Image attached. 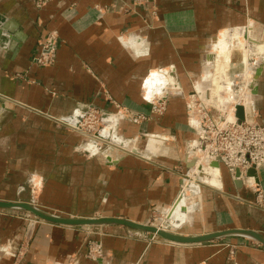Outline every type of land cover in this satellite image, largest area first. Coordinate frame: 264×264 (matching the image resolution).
<instances>
[{"label":"crops","instance_id":"1","mask_svg":"<svg viewBox=\"0 0 264 264\" xmlns=\"http://www.w3.org/2000/svg\"><path fill=\"white\" fill-rule=\"evenodd\" d=\"M136 1L52 0L37 9L33 0H0V201L141 224L174 206L197 137L187 98L201 85L218 38L233 40L225 31L246 28L260 45L251 115L264 126V0H150L148 10ZM50 32L60 43L54 63L40 67L34 59ZM161 70L169 72V89L166 112L156 115L143 94L162 85L153 75ZM92 108L147 116L118 124L115 140L127 146L131 138L132 153H79L85 137L66 124L77 125ZM215 170L208 167L218 188L186 197L188 219L178 235L248 231L264 238V166L239 180ZM93 227L0 210V264H264V247L243 236L182 245L124 226ZM91 239L103 244L99 262L86 258Z\"/></svg>","mask_w":264,"mask_h":264},{"label":"built area","instance_id":"2","mask_svg":"<svg viewBox=\"0 0 264 264\" xmlns=\"http://www.w3.org/2000/svg\"><path fill=\"white\" fill-rule=\"evenodd\" d=\"M48 1L39 0V3L42 6ZM49 36L41 47V53L34 59L36 65L40 67H47L54 62L59 43L55 33ZM224 81L232 85L230 91L231 93L234 91L236 94L240 92L239 90L244 84L242 79ZM215 84L199 86L195 93L187 98L188 119L195 127L197 136L189 151L187 161L189 163L199 162L202 169L211 167L212 163H217L220 168L223 167L227 170L232 179L239 180V178L245 177L249 171H257L264 166V126L251 119L250 108H253V102L248 90L250 83L247 86L248 107L242 102L243 100L232 101V114L221 109L218 98L224 97L226 92H219ZM214 88H216L215 93ZM165 93L163 89L147 90L145 99L151 105L153 114L163 115L166 112ZM208 93L209 96H207ZM240 109L243 111V119L238 116ZM126 119L139 124L146 121L147 116L129 117L122 114L120 110L113 115L88 109L84 113L82 121L77 125H66L91 139V144L87 146V152L93 151L95 155L100 152L104 143L123 150L121 144L115 140V134L118 124Z\"/></svg>","mask_w":264,"mask_h":264},{"label":"rangeland","instance_id":"3","mask_svg":"<svg viewBox=\"0 0 264 264\" xmlns=\"http://www.w3.org/2000/svg\"><path fill=\"white\" fill-rule=\"evenodd\" d=\"M33 1H34V4H35V7L37 9H39V8L41 9V8L45 7L48 3H50L52 0H49L45 5H42V6L40 5L39 0H33ZM150 2H151L150 0H137L136 1V4L137 5H140V6H143V7H145L148 10L149 9L148 4H150ZM151 16L153 18L156 17V11L153 8L151 9ZM52 33L53 34L55 33L57 35L58 43H60V38H59L58 33L57 32H50L44 38V40L41 41L40 48L44 45L45 41L50 37L49 35H51ZM225 33L226 34L228 33L230 35V37L233 38V40L231 42L234 43V44L232 43V45H234V48L231 49L230 55H229L228 59L226 60V63L222 67H218L217 60L219 58L218 57L219 50H217V47H218V43H219V40H220L221 37L218 38V40L215 43L213 49L211 50V55L212 56L210 57L209 62L206 63L205 68L202 71V76H201V78L199 80V82L201 81L200 82L201 85H197L196 88H199V86H203V85L208 86L210 84H215L216 83L215 84L216 87L218 89H221L219 87V85L217 86V83L222 82V81L227 80V79H232V80H241L242 79L243 82H244V84L242 86H246V85L248 86L249 83L251 84L252 79H253V76L256 74V71L258 69H261L262 70V67L261 66H262V57H263V55L260 53V51H261L260 50V45L259 44H253V40H251V38H249L248 35H247L246 28H242L240 30H237L236 32H227V31H225V32L222 33V36ZM255 45H257V46H255ZM51 65H49V66H51ZM253 72H254V74L252 76V79L247 81V78L248 77H246V76L249 75V73L252 74ZM153 75L155 77H157V78L159 77V79H161L162 82H163V80H165V81L162 83L161 86L157 85L156 86L157 88L156 87H154L152 89H147L146 88L144 90V94H143L145 101H146L145 96H146L147 90L154 91V90H160V89L162 90L163 89V91L166 92L165 93V97H167V95H168V92L167 91L169 89L168 88V85H169L168 81L169 80H168L167 76L169 75V72H167L165 70H161L160 72L158 71V72L154 73ZM148 78H150V76H148ZM225 82L227 84L226 86L229 87V83L227 81H224V83ZM257 82H256V84H257ZM249 86H248V90L250 92L251 99H252V102H253L254 95L251 93V91L249 89ZM145 87H147V82H146V86ZM231 89H232V87L230 88V90ZM230 90L229 91H222V92H226V95H230V93H231ZM234 93L235 92L233 91L231 94L234 95ZM247 93L244 95V98H245V102L246 103L245 102H243V103L245 104V106L248 107V105H249V98H248V94ZM192 95L193 94H191V96ZM222 98H223V96H222ZM146 103H148V102L146 101ZM252 109L253 108H250V111H252ZM95 110H97V109H95ZM87 111H88V109L85 112H87ZM97 111H100V110H97ZM114 114H116V113H114ZM126 115L128 116V114H126ZM251 119L253 120V118H251ZM256 123L259 124L258 122H256ZM83 136L85 137V141L78 147V151H79V153H81L86 158H92V157L99 156L102 152H104L106 150H109V149H116L114 146H110V145H107L106 143H104L102 145V147H101L102 149L100 150V152L98 154H95L94 155L93 154V151L87 152V146H88V144H91V139L88 138V137H86L85 135H83ZM126 140L129 142L130 145L127 143V146H124V145H120V146L123 148V150H122L123 152L130 154L132 152L131 151V147H132V144H133L132 143V139L131 138H129V139L126 138ZM220 170H221V168H220ZM187 174L185 175V178H184L185 180H190L191 177H192L193 179H195L196 181H198L196 183L197 188H199V191H196L197 194L200 191H202V188L203 187H205V188H209V187H211V188H218V186H216L217 183L216 184L214 183V184L210 185L206 181H204L201 178H199L198 175L197 176L196 175L192 176L193 175V172L191 170H188ZM219 174L221 175V171H220ZM184 184H185V182H184ZM182 192H184L183 187H182ZM197 194H195L194 196H199V194L198 195ZM184 196L188 197V196H191V194L190 193L189 194L188 193L187 194L181 193L180 198L178 199V201L180 199H183L181 197H184ZM260 197H261V191L258 189V198H260ZM191 200L196 201V198L191 199ZM177 202H176V204H177ZM184 202H185V204H187V200L186 199H185ZM182 204H184V203H182ZM174 206H172L169 209H166L165 211H162L161 213L154 214L153 217H152V219L150 220L151 222L146 223V224H148V225H151V224L152 225H156L160 229H164L167 232H171V233L178 234L177 233L178 230L177 229L174 230L172 228V220L174 222L177 217H179L180 215L186 214V213L185 212L183 214L179 213L177 211V209L179 208V205H178V207H175V209L173 210L174 212H177V213H174L173 212V214H172L173 216L171 217V212H172V209L174 208ZM186 208L187 207H185L182 210L185 211ZM190 210L192 211L193 209H190ZM21 212H25V211H21ZM26 213H29V212H26ZM30 215H32V214H30ZM184 218H186V217H184ZM93 228H99V227H97V226L95 227L94 226ZM95 232H98V230L95 231ZM139 232H141V231H139ZM142 233H146V232H142ZM146 234H148V233H146ZM148 235H150V234H148ZM151 238L152 239L156 238V239H154L155 241L157 240V241H160V242H166V241H164L163 239H161L158 236H154V237H151ZM215 242H219V241L218 240H214V241H210V242H207V243H204V244L205 245L206 244H213ZM261 246L264 247V245H262V244H261ZM86 258L88 260H90L91 262H93V263L99 262V261H101L104 258V248H103V244H102V242L99 239H91V240L88 241Z\"/></svg>","mask_w":264,"mask_h":264},{"label":"water","instance_id":"4","mask_svg":"<svg viewBox=\"0 0 264 264\" xmlns=\"http://www.w3.org/2000/svg\"><path fill=\"white\" fill-rule=\"evenodd\" d=\"M261 74V69L256 71V74L253 76L252 82L249 86V89L253 95L256 94V82L258 81ZM216 92V88H214V93ZM209 96V93L207 94ZM193 165V164H192ZM211 167H216L220 169V166L217 163H212ZM0 210H20L29 212L36 218L50 222L53 224L65 225V226H104V225H118L124 226L133 230L146 232L150 234V237L158 236L163 240L169 241L171 243L182 244V245H202L204 243L219 240L229 236H243L250 238L252 240L257 241L258 243L264 245V238L255 233L248 231H224L214 234H206L202 236H193L186 237L181 236L176 233L167 232L166 230L160 229L156 225H148L132 222L129 220H125L122 218H66L56 216L45 211L40 210L29 203L23 202H3L0 201Z\"/></svg>","mask_w":264,"mask_h":264},{"label":"bare ground","instance_id":"5","mask_svg":"<svg viewBox=\"0 0 264 264\" xmlns=\"http://www.w3.org/2000/svg\"><path fill=\"white\" fill-rule=\"evenodd\" d=\"M232 39L231 38H224L223 40L220 41V43L218 44V48H219V53H218V60H217V63H218V67H222L225 63H226V60L228 59L229 55H230V51L232 48H234V45H232L233 42H231ZM234 44V43H233ZM220 69V68H219ZM209 74V73H208ZM207 74V75H208ZM254 72L251 74L249 73V75H247L246 77L247 78V81L248 80H251L252 79V76H253ZM157 76V75H156ZM159 76V75H158ZM211 76V75H210ZM209 76V77H210ZM250 78V79H249ZM209 79V78H208ZM251 82V81H250ZM219 85V87L221 89H219V92H222V91H229L230 88H231V84L229 83V87L226 86V82L224 83V81L222 82H219L217 83V86ZM222 85V86H221ZM249 85V84H248ZM240 92H238L237 94L234 93L230 95H226L225 97H219L218 101H219V105L221 106V109L224 111V112H227L229 114H232V110H231V102L232 101H235V100H243L242 102H245V98H244V95L247 93V85L246 86H241ZM246 92V93H245ZM248 94V93H247ZM246 103V102H245ZM71 126V125H70ZM74 126V125H72ZM193 164V165H192ZM211 168V167H210ZM215 168L216 170L215 171H219V168H216V167H213ZM190 169L191 171L193 172V175H198L199 178H201L202 180L206 181L208 184L212 185L215 183V179H214V176L213 174L209 171L208 172V167L207 168H200V165H199V162L196 163V162H193V163H190ZM195 176V177H196ZM242 178V177H241ZM240 179V178H239ZM198 181H196L195 179H193L191 177L190 180H187V182H185L183 188H184V192L182 193H185V194H191V195H195L197 194L196 191H199V188H197L196 186V183ZM183 199H180L177 204H175L174 208L172 209V212H171V217L173 216V210L175 209V207H178L179 205V208L177 209V211L181 214H183L184 212L186 214H183V215H180L179 217H177L173 224H172V228L175 230V229H179L180 226L182 225L183 223V220H184V217H187V209L184 211L182 209H184L186 207L185 205V199H186V196L184 197H181ZM184 203V204H182ZM174 213H177V212H174ZM184 216V217H183ZM188 219V218H187ZM163 230V229H162Z\"/></svg>","mask_w":264,"mask_h":264}]
</instances>
